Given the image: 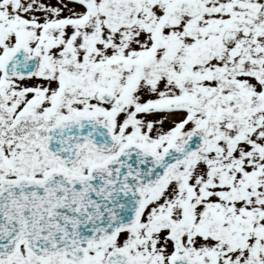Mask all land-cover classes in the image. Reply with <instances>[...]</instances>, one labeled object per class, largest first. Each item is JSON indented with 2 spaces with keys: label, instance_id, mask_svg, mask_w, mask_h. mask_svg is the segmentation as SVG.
Instances as JSON below:
<instances>
[{
  "label": "snow or ice",
  "instance_id": "1",
  "mask_svg": "<svg viewBox=\"0 0 264 264\" xmlns=\"http://www.w3.org/2000/svg\"><path fill=\"white\" fill-rule=\"evenodd\" d=\"M0 264H264V0H0Z\"/></svg>",
  "mask_w": 264,
  "mask_h": 264
}]
</instances>
